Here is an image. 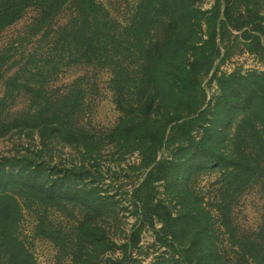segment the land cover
<instances>
[{
  "label": "rangeland",
  "instance_id": "rangeland-1",
  "mask_svg": "<svg viewBox=\"0 0 264 264\" xmlns=\"http://www.w3.org/2000/svg\"><path fill=\"white\" fill-rule=\"evenodd\" d=\"M48 1L34 0L0 31V168L14 175L25 172L26 181L37 187L54 183L57 191L55 198L13 191L21 209L17 235L37 264H81L80 255L82 264H194L184 251L192 233L177 215L195 207L208 213L222 261L237 264L234 240L220 227L216 207L222 199L236 237L256 239L264 247L259 145L244 147L254 170L237 179L231 178L233 166L216 162L210 153L230 155V138L244 113L239 106L228 110L236 96L228 95L220 107L186 127L168 129L149 163L150 148L140 142L121 146L113 134L130 111L134 91L124 89L119 96L110 85L113 66L81 57L76 50L81 46L63 42L62 31L83 24L77 2L51 0L49 6ZM143 1L149 5V0H94L95 13L122 33ZM214 4L195 1L206 12ZM246 5L236 0L231 13H247ZM234 21L218 34L213 68L203 76L205 104H217L225 80L240 91L246 78L264 76V35L254 23ZM201 23L206 39L212 30L206 19ZM163 29L161 21L152 22L143 38ZM130 60L123 63L134 69ZM59 109L67 114L69 135L49 139L47 128H40L53 118L54 124L61 121L52 116ZM74 133L80 134L79 142ZM81 223L95 228L100 239L82 242Z\"/></svg>",
  "mask_w": 264,
  "mask_h": 264
},
{
  "label": "trees",
  "instance_id": "trees-1",
  "mask_svg": "<svg viewBox=\"0 0 264 264\" xmlns=\"http://www.w3.org/2000/svg\"><path fill=\"white\" fill-rule=\"evenodd\" d=\"M2 1L4 3H0V31L13 22L25 6L34 0ZM64 1L56 0L60 4ZM73 1L77 2L80 16L82 15L84 21L75 29L62 31L63 42L74 43L75 48L81 46V50L76 49L81 57L113 66L110 85L119 96L124 89H132L133 95L135 94L129 113L123 116L113 129V134L121 146L134 142L144 144L152 150L149 163H154L157 153L165 143L168 129L186 127L194 120H198L206 111L220 107L226 97L232 94L236 96L233 101L235 105L231 102L228 110L234 111L239 106L243 108L244 113L238 119L230 138L228 148L230 155L215 156L216 154L211 151V157L216 162L225 161L226 164L233 166V170L230 171L232 179L254 170L250 159H246L247 156L243 154L247 143L258 144V158L264 159V76L246 78L243 82L244 88L240 91H234V86L225 80L221 84V96L215 105L205 104V96L202 93L203 76L213 68L218 52L217 36L222 29H227V23L232 18L235 23L238 20L244 22L242 24L254 23L264 35V0H237L241 5L247 4L243 7L247 13H238L237 16L231 13L236 0H215V4L208 12L195 5L196 0H149L148 6H145L143 1L132 21L125 27L126 31L123 30L122 33L118 32V29L115 30L110 21H102L97 16L94 0ZM48 2L49 6H52L51 0ZM46 11L50 9L45 8ZM202 18L206 19L212 30L206 39H202L200 33ZM155 19L157 23L161 21L163 32L160 35L155 33L151 39L143 38L149 25L156 22ZM129 29L131 30L128 31ZM125 51L130 54L122 55ZM128 59L136 64L134 69L123 63ZM243 84L241 83V86ZM56 115L61 121L54 124V118L48 120L46 125H41L40 130L47 128L49 139L57 137L64 139L69 135L67 114L59 109L52 116ZM74 134L79 136L75 139L79 142L80 134ZM89 148L90 146H87L86 151L93 153L94 151ZM157 165H163L165 168L163 162ZM259 165L260 161L257 162L258 167ZM0 173L5 174L0 178V264H37L17 235L21 209L13 191L19 189L30 193L31 190L55 198L57 196L55 185L41 184L37 187L36 183L26 181L28 174L25 172L14 175L5 173L0 168ZM185 173L188 171L185 170L181 175ZM229 185H232V181ZM225 205V200L222 199L217 204V214L223 233H227L234 240L233 244L239 251L240 258L237 264H264V247L256 239L246 241L236 237L234 230L231 229ZM178 216L188 233H192L189 245L184 251L190 254L195 261L194 264H225L220 249L213 245L215 231L208 213L195 207L178 214L177 218ZM80 226L78 238L82 242L100 239L90 224L81 223ZM79 258L82 263L85 262L82 255Z\"/></svg>",
  "mask_w": 264,
  "mask_h": 264
}]
</instances>
